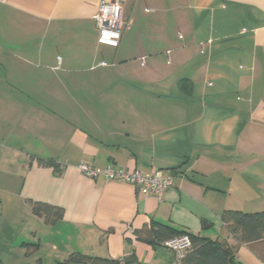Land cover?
I'll return each mask as SVG.
<instances>
[{"label":"crops","instance_id":"0c3cea01","mask_svg":"<svg viewBox=\"0 0 264 264\" xmlns=\"http://www.w3.org/2000/svg\"><path fill=\"white\" fill-rule=\"evenodd\" d=\"M101 0H0V259L72 252L172 264L125 233L171 224L264 264L225 210L264 212V0H123L118 47L98 43ZM159 170L163 199L78 168ZM31 201L64 208L47 223ZM93 264V263H83Z\"/></svg>","mask_w":264,"mask_h":264},{"label":"trees","instance_id":"16d2710c","mask_svg":"<svg viewBox=\"0 0 264 264\" xmlns=\"http://www.w3.org/2000/svg\"><path fill=\"white\" fill-rule=\"evenodd\" d=\"M32 212L44 216L47 223H53L64 216V208L46 202L31 201ZM225 225L240 236L241 241L249 243L264 238V212H244L229 209L223 213ZM141 241L164 245V243L182 234L192 239V247L180 264H234L236 254L227 239H212L179 229L171 224L154 222L145 230H134ZM123 260V263L121 262ZM112 259L91 256L80 251L72 252L61 264H125L126 258ZM0 264H3L0 259Z\"/></svg>","mask_w":264,"mask_h":264},{"label":"built area","instance_id":"2783aa9c","mask_svg":"<svg viewBox=\"0 0 264 264\" xmlns=\"http://www.w3.org/2000/svg\"><path fill=\"white\" fill-rule=\"evenodd\" d=\"M98 30V43L118 47L123 37L127 22L123 15V0H101L98 12L94 16ZM79 170L89 178L104 177L133 184L140 193L154 195L163 199L167 190L173 185L170 177H165L159 170L144 172L140 169L116 168L112 165L100 169L82 162ZM125 233L134 235V229L128 225ZM192 239L188 234L175 236L164 243L173 255L172 264H180L192 247ZM123 263V260L121 259Z\"/></svg>","mask_w":264,"mask_h":264}]
</instances>
